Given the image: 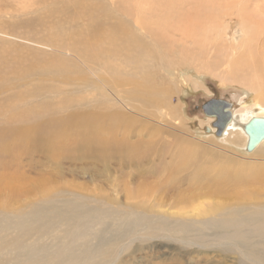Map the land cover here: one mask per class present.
I'll use <instances>...</instances> for the list:
<instances>
[{
    "label": "rangeland",
    "instance_id": "rangeland-1",
    "mask_svg": "<svg viewBox=\"0 0 264 264\" xmlns=\"http://www.w3.org/2000/svg\"><path fill=\"white\" fill-rule=\"evenodd\" d=\"M127 31L158 43L157 61L142 57L140 70ZM88 45L94 50L85 52ZM243 57L264 70V0H0V219H10L0 223L53 201L184 223L205 222L222 206L264 207V189L254 184L249 199L205 201L209 188L236 174L237 160L264 170V157L246 151L241 128L264 115L257 94L264 73L237 66ZM146 61L155 63V76L143 80ZM133 74L140 75L135 84ZM215 92L232 106V126L220 136L217 116L204 109ZM161 93L166 98L155 99ZM128 156L151 162L145 178L133 166L117 167ZM242 170L257 178L254 168ZM197 176L209 184L187 192L188 184L197 189ZM169 182L176 185L165 192ZM147 250L125 257L127 264H155L151 254L168 251ZM206 251L218 264L214 252L222 250Z\"/></svg>",
    "mask_w": 264,
    "mask_h": 264
},
{
    "label": "bare ground",
    "instance_id": "bare-ground-1",
    "mask_svg": "<svg viewBox=\"0 0 264 264\" xmlns=\"http://www.w3.org/2000/svg\"><path fill=\"white\" fill-rule=\"evenodd\" d=\"M157 25L162 30H166L169 26L166 19L163 18L157 19ZM175 29L173 28V30ZM184 30L186 31V29ZM103 37L107 38V36ZM126 43L131 45L132 49L136 51L134 58L140 70L141 63L139 61L142 57L145 59L155 57L153 59L157 61L156 57L161 56V51H156L158 43L145 45L136 35L131 34V31H127ZM93 50L94 47L89 46L85 52ZM83 55L89 57L90 53ZM247 59L244 57L240 58V63H237V66L245 65L248 68V72L256 74L255 77H258V74L262 77L264 73L263 65L259 66L256 60L250 65ZM56 66L61 67V61ZM146 66L150 70L147 69L148 72L146 71V73L141 75L143 80L144 78L155 76L152 69L155 63L152 65L146 64ZM139 78L140 75L136 76V74H133L130 82L135 84V81ZM118 80H121V78H118ZM253 83L251 85L256 88L257 86L255 87ZM257 94L259 98L262 94L264 96V88L258 90ZM165 98L166 93H161L155 99L163 100ZM259 114L257 116L252 115L250 119L247 117L241 125L242 131L246 135L245 148L248 142V135L244 131V125L253 117H264L263 114ZM83 124L84 122L81 121V123L76 125L86 128L87 124ZM229 126H232L231 121L227 125V130ZM250 154L264 157V142ZM236 163L238 166V168H235L236 174L231 179L223 181V185L226 184L227 186L222 187L223 185L217 182L208 189V192H205L210 196L206 197L205 201L212 200L213 203L216 198L220 197L224 199L235 197L246 200L253 197L252 194L254 193L252 191H254V188L251 189V187L254 185L260 186V188L257 187L256 191L259 190L260 192V189H264V170H262L260 165L240 164L238 160ZM149 164L151 162L130 156L116 163L118 168L123 165L133 166L134 169L142 171L141 176L144 178L143 167L145 168ZM242 168H254L253 172L257 174L258 179H251L252 176L245 175L246 173L243 174ZM178 172L179 170L170 171L166 176L168 181H170L172 175L178 174ZM195 178L200 181L195 184L197 189H193L188 184L187 192L198 191L209 184V181L206 183L207 180L203 179L204 177L197 176ZM182 181L184 180H179L176 183L180 184ZM176 183H170L169 188H166L165 192H170ZM145 187L142 186L139 191L143 192ZM178 197L180 200H188V198L193 199L196 196L190 197V195L183 196L182 194ZM224 207L222 206L216 210L209 219L206 218L204 220L205 222L184 223L169 217H155V214L134 211L133 209L128 213H124L110 209V207L102 209V207L87 206L79 201H68L65 203L53 201L45 209L36 208L33 212L17 217L18 220L12 218L15 221L11 223H0V264H127L125 257L128 255L134 256L137 252L144 249H148L147 251L151 253L150 250L153 251L158 247L160 249L167 248L168 251L156 254L157 256L151 254L153 258L158 260L155 264H211L212 262L208 256H202L205 253L203 251L207 250L206 252H209L217 249L222 250L216 254L214 252V255L221 259L218 264H230L226 252L231 249L234 250L231 251L237 256L232 258L236 260L233 264H238V261H240V264H264V207L255 206L254 208L257 211L251 207L244 206L243 203ZM260 208L263 209L259 210ZM220 210H224V212L221 211L218 214ZM5 217L6 215H3L0 221H3ZM9 220L7 218V221ZM209 230L212 231L206 233ZM138 262L135 261V263L131 264H137Z\"/></svg>",
    "mask_w": 264,
    "mask_h": 264
},
{
    "label": "water",
    "instance_id": "water-1",
    "mask_svg": "<svg viewBox=\"0 0 264 264\" xmlns=\"http://www.w3.org/2000/svg\"><path fill=\"white\" fill-rule=\"evenodd\" d=\"M205 109L207 114L217 116L221 120V124L217 126L220 136L225 132L228 123L232 119V106L226 102L215 100L206 104ZM244 131L248 135L246 151L250 153L264 142V117H253L244 125Z\"/></svg>",
    "mask_w": 264,
    "mask_h": 264
},
{
    "label": "flooded vegetation",
    "instance_id": "flooded-vegetation-1",
    "mask_svg": "<svg viewBox=\"0 0 264 264\" xmlns=\"http://www.w3.org/2000/svg\"><path fill=\"white\" fill-rule=\"evenodd\" d=\"M215 94L216 95H214V96L211 97L210 102L215 101V100H218V101L226 102L227 104L231 105L229 101L224 100V99H221V97L217 96V94H218L217 92H215ZM212 113H214V112H212ZM208 115H210V114H208ZM219 124H221V120H219L218 118H216V120H215V126L217 127Z\"/></svg>",
    "mask_w": 264,
    "mask_h": 264
}]
</instances>
